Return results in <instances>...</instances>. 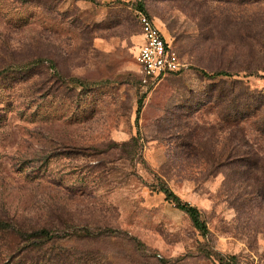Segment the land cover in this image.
Masks as SVG:
<instances>
[{
  "label": "rangeland",
  "instance_id": "obj_1",
  "mask_svg": "<svg viewBox=\"0 0 264 264\" xmlns=\"http://www.w3.org/2000/svg\"><path fill=\"white\" fill-rule=\"evenodd\" d=\"M141 8L184 62L152 86ZM263 43L264 0H0V264H264V133L204 94L264 89Z\"/></svg>",
  "mask_w": 264,
  "mask_h": 264
},
{
  "label": "trees",
  "instance_id": "obj_2",
  "mask_svg": "<svg viewBox=\"0 0 264 264\" xmlns=\"http://www.w3.org/2000/svg\"><path fill=\"white\" fill-rule=\"evenodd\" d=\"M139 10H143V9L142 8L136 9L135 15H136V19L139 24V30H140V23H139V18H138ZM143 11L147 12L146 10H143ZM139 34H140V31H139ZM251 48H253V46H251ZM252 52H263L264 53V43L261 44L258 49H253ZM244 69L247 71L249 75L257 74V72L264 70V60L260 62L248 61L246 65L244 66ZM180 70L173 71L172 73L178 72ZM203 72L205 73V75L211 78L215 76H220V75H227L231 77L234 74H236V72L228 68H220V69L214 70L211 73H208L204 70ZM69 80H71L72 82H78L79 84L83 85V80L79 77H70ZM232 82L235 85H240L241 87L240 92H237L235 90L236 88L233 85L226 94L225 93L222 94V92L218 90L217 87H211L210 91L208 93L207 91H205L204 94L208 95V97L212 99L211 101L213 102L216 101V100H213L214 99L213 97H215V99H218V98L220 99L221 97H225V99L230 100L231 105L227 108V110L226 108H223L219 112L220 116L224 120L229 119V120H233L234 122H237L239 118L241 119V121H246L247 119L254 118L257 129L261 131L262 133H264V89L252 88L249 84H246L243 80L233 79ZM153 84L155 83H149V84H144V85L152 86ZM240 99L242 100V108H240V102H241ZM174 125H176L175 127H177L176 131L178 133L180 132V134H184L187 137L184 130L180 126H177L178 125L177 122H175ZM182 127L184 128V126ZM187 138L191 140L190 136H188ZM126 144L136 145L137 140L135 137H132L130 141L123 143V145H126ZM198 144H201V143H198ZM201 146L203 147V145ZM186 147H190V144H187ZM161 190L166 194L167 199L172 200L177 207L186 211L189 214L194 225L199 230H201L203 234H206L209 231L207 222L201 217V213L198 207L193 206L189 204L188 202H184L180 198V196L170 186L166 184L161 186ZM29 233H39V234L49 235L50 231L46 228H38V229H34L33 231Z\"/></svg>",
  "mask_w": 264,
  "mask_h": 264
},
{
  "label": "built area",
  "instance_id": "obj_3",
  "mask_svg": "<svg viewBox=\"0 0 264 264\" xmlns=\"http://www.w3.org/2000/svg\"><path fill=\"white\" fill-rule=\"evenodd\" d=\"M141 41L136 60L144 84L156 83L168 73L180 70L184 62L172 40L149 13L139 10Z\"/></svg>",
  "mask_w": 264,
  "mask_h": 264
},
{
  "label": "crops",
  "instance_id": "obj_4",
  "mask_svg": "<svg viewBox=\"0 0 264 264\" xmlns=\"http://www.w3.org/2000/svg\"><path fill=\"white\" fill-rule=\"evenodd\" d=\"M163 79V78H162ZM161 80V79H160Z\"/></svg>",
  "mask_w": 264,
  "mask_h": 264
}]
</instances>
